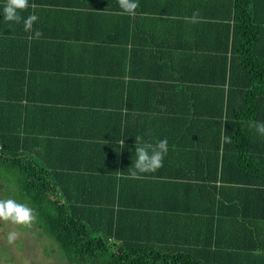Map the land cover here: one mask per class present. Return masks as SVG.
Returning a JSON list of instances; mask_svg holds the SVG:
<instances>
[{
	"label": "trees",
	"instance_id": "obj_1",
	"mask_svg": "<svg viewBox=\"0 0 264 264\" xmlns=\"http://www.w3.org/2000/svg\"><path fill=\"white\" fill-rule=\"evenodd\" d=\"M79 1L30 0L31 31L0 15L2 187L70 264H264V0H139L134 15ZM38 21L98 28L76 52L110 71L78 88L113 108L39 106L36 57L73 48L43 42ZM122 23L125 42L108 39ZM136 138L168 140L160 169L132 175Z\"/></svg>",
	"mask_w": 264,
	"mask_h": 264
},
{
	"label": "crops",
	"instance_id": "obj_2",
	"mask_svg": "<svg viewBox=\"0 0 264 264\" xmlns=\"http://www.w3.org/2000/svg\"><path fill=\"white\" fill-rule=\"evenodd\" d=\"M73 2H78L83 4L79 0H72ZM84 8L82 9L84 11ZM43 10H46L43 9ZM68 10V9H67ZM81 12V9H74L70 12ZM45 11L43 14L45 15ZM39 27L42 29L41 33H48V36L41 37L43 42L54 43V44H70L73 48L72 52L65 55L63 58L51 57L50 55H38L36 57V63L39 68L34 73L35 77H38L39 82L33 83L34 97H37L39 106L42 107H53V108H63L69 110L71 113H79L82 110H87L90 112L99 111V109H110L113 108L115 100L110 93L105 95H99L98 89L96 87L87 88L84 90L79 89L80 78H106L105 72L110 71V68L103 65H92L91 62L94 58L89 57L87 54L79 55L76 51L78 46L95 44L98 30L96 26H91L89 23L79 22H67L65 23H49L43 24V21H38ZM47 29V31H45ZM95 30V31H93ZM119 36L110 35L108 39L115 40L118 39L121 44L126 40V26L124 23L119 24ZM99 37H104L101 34ZM102 39V38H100ZM126 60L123 55H120V62ZM52 67V68H51ZM56 68H64L66 73L64 75L58 73ZM127 71V64H126ZM123 66L120 67V74H123ZM63 77V80L60 78ZM123 78V75L120 76ZM58 89H53L52 91L46 90L42 83L48 79H59ZM126 78V72H125ZM91 80V79H90ZM124 79H120V82ZM119 96L121 98V88L119 90ZM115 97V96H114ZM154 102L147 100L145 104L152 105ZM169 103V102H168ZM108 132V130H107ZM93 138L97 137L96 133L91 134ZM105 135V132L103 133Z\"/></svg>",
	"mask_w": 264,
	"mask_h": 264
},
{
	"label": "clouds",
	"instance_id": "obj_3",
	"mask_svg": "<svg viewBox=\"0 0 264 264\" xmlns=\"http://www.w3.org/2000/svg\"><path fill=\"white\" fill-rule=\"evenodd\" d=\"M30 6V0H5L0 15L3 20L15 24H23L25 31H31L33 24L38 20L35 15H29L27 18L21 15L22 11ZM119 7L127 14L134 15L139 7V0H119ZM35 36L39 37L40 32H35ZM256 131L264 135V122H257ZM225 142H231V137L224 136ZM121 147H125V140L120 139L117 142ZM120 151V148H119ZM169 151L168 140L162 139L154 144L142 143L136 138L135 159L133 160L134 171L132 175L137 173L155 172L163 166L164 157ZM0 219L11 221L18 225H28L34 219V210L24 203L8 198L0 200ZM15 238V233L9 234V240Z\"/></svg>",
	"mask_w": 264,
	"mask_h": 264
},
{
	"label": "rangeland",
	"instance_id": "obj_4",
	"mask_svg": "<svg viewBox=\"0 0 264 264\" xmlns=\"http://www.w3.org/2000/svg\"><path fill=\"white\" fill-rule=\"evenodd\" d=\"M8 198L12 197L0 182V200ZM10 233H15L12 240H9ZM0 264L70 263L62 259L57 246L33 221L28 225H18L0 219Z\"/></svg>",
	"mask_w": 264,
	"mask_h": 264
}]
</instances>
